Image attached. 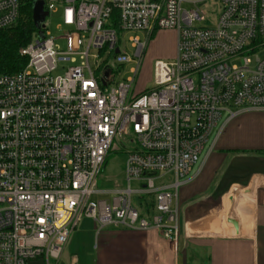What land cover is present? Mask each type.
Wrapping results in <instances>:
<instances>
[{
    "label": "built area",
    "instance_id": "built-area-1",
    "mask_svg": "<svg viewBox=\"0 0 264 264\" xmlns=\"http://www.w3.org/2000/svg\"><path fill=\"white\" fill-rule=\"evenodd\" d=\"M206 1H44L72 30L62 48L45 20L44 39L37 32L20 50L27 66L0 74V264H58L84 219L177 241L180 188L230 121L264 111V59H251L264 50V0H214L211 19ZM19 14V0H0V30ZM158 30L176 32V56L156 61L154 86L137 93ZM127 33L145 36L130 39L132 54L121 48ZM60 64L67 70L54 76ZM129 64L131 76L115 84ZM118 143L127 187L117 184L108 202L98 178ZM134 197L153 200V212L142 216Z\"/></svg>",
    "mask_w": 264,
    "mask_h": 264
},
{
    "label": "crops",
    "instance_id": "crops-1",
    "mask_svg": "<svg viewBox=\"0 0 264 264\" xmlns=\"http://www.w3.org/2000/svg\"><path fill=\"white\" fill-rule=\"evenodd\" d=\"M165 32L174 58L176 32ZM193 173L178 194L177 241L84 219L58 264H264V111L230 121Z\"/></svg>",
    "mask_w": 264,
    "mask_h": 264
},
{
    "label": "rangeland",
    "instance_id": "rangeland-1",
    "mask_svg": "<svg viewBox=\"0 0 264 264\" xmlns=\"http://www.w3.org/2000/svg\"><path fill=\"white\" fill-rule=\"evenodd\" d=\"M47 1V0H46ZM214 0H207L206 7H202V11L208 14V18L216 15V7L213 5ZM184 8L190 9L191 6L184 4ZM211 19V18H210ZM208 20L207 23H200L203 25L211 26L213 24V20ZM46 26L48 28V33L50 36L57 42L61 44L62 48H65V38L67 33L72 30V28H67L63 25L62 18V8L59 7L58 12L49 15L46 18ZM166 30H158L150 40L148 47L146 49L139 74L136 80L135 92L139 93L146 89H150L154 86V64L158 60H166L170 61L173 58L175 51V35H168L165 32ZM139 36L143 41L145 40V36L142 33H127L123 36L121 42L122 50H127L132 54L133 49L130 45V39ZM94 53V52H93ZM172 55V56H169ZM257 58L264 59V50L259 51L254 56L251 57L253 63ZM105 58L101 60V63L105 62ZM96 59H91L90 64L94 68L96 64ZM134 64L129 65H119L118 72L114 71L113 78L115 80V84H119L122 82H126V80L131 76V68L134 67ZM67 64H60L58 69L54 72V76L64 75L67 70ZM119 150L112 149L110 151V155L107 159V163L102 170L99 178H98V188L102 191H108L107 195H104L100 199L106 200L108 202L111 201L114 190L117 189V184L119 188L127 187V183L125 181V166L127 161V151L123 148V146L118 143ZM135 183L132 184V187H135ZM139 198L134 197V202H136Z\"/></svg>",
    "mask_w": 264,
    "mask_h": 264
},
{
    "label": "trees",
    "instance_id": "trees-1",
    "mask_svg": "<svg viewBox=\"0 0 264 264\" xmlns=\"http://www.w3.org/2000/svg\"><path fill=\"white\" fill-rule=\"evenodd\" d=\"M35 1L38 0H19L18 20L11 27L0 30V74L16 73L28 64V59L20 55V50L27 47L37 33L33 21ZM153 205V200L147 198H139L136 201L142 216L150 215L153 212Z\"/></svg>",
    "mask_w": 264,
    "mask_h": 264
},
{
    "label": "water",
    "instance_id": "water-1",
    "mask_svg": "<svg viewBox=\"0 0 264 264\" xmlns=\"http://www.w3.org/2000/svg\"><path fill=\"white\" fill-rule=\"evenodd\" d=\"M48 17V13L44 10V1L38 0L35 1L33 4V21L35 28L38 32L39 40L44 39V27H45V20ZM29 264H44L43 260L38 262H31Z\"/></svg>",
    "mask_w": 264,
    "mask_h": 264
}]
</instances>
